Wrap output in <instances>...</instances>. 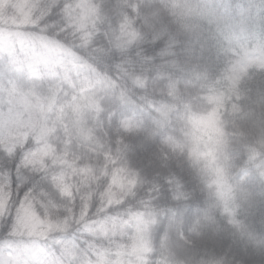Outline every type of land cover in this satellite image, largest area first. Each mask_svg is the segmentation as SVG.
Returning <instances> with one entry per match:
<instances>
[{
	"label": "trees",
	"instance_id": "16d2710c",
	"mask_svg": "<svg viewBox=\"0 0 264 264\" xmlns=\"http://www.w3.org/2000/svg\"><path fill=\"white\" fill-rule=\"evenodd\" d=\"M81 3L72 14L96 40L86 50L125 59L110 76L97 74L94 91L57 108L68 146L57 187L68 198L80 192L89 201H129L132 214L89 222L83 231L98 242L82 248V239L72 240L76 225L66 226L64 202L37 193L36 208L53 219L42 220L28 201L14 236L0 234V264L8 252L30 250L29 264H264V0ZM31 23L29 0H0L1 32L39 38L18 31ZM140 45L158 50L154 71L131 70L129 50ZM8 60L0 47V82L28 91L33 82L9 70ZM122 75L127 88L116 86ZM112 108L120 119L109 127ZM209 115L216 126L207 157L194 124ZM25 218L38 224L34 234Z\"/></svg>",
	"mask_w": 264,
	"mask_h": 264
},
{
	"label": "snow or ice",
	"instance_id": "6c2138e0",
	"mask_svg": "<svg viewBox=\"0 0 264 264\" xmlns=\"http://www.w3.org/2000/svg\"><path fill=\"white\" fill-rule=\"evenodd\" d=\"M29 3L32 23L21 26L18 31L35 33L40 45L22 49L21 53L8 50L6 67L25 74L33 86L24 91L14 81L10 80L7 86L0 82V199L6 200L0 211V234L6 238L14 236L20 211L28 201L33 202V208L42 220L53 219L36 208L35 196L39 193L50 197L49 203L64 202L66 226L71 228L75 224V231L79 233V237L73 235L72 240L79 242L82 239L80 246L84 248L98 242L83 231L85 225L91 222L95 227L122 220L132 214V208L129 201L112 205L103 199L89 201L85 193L74 192L71 198L60 194L57 178L66 171L61 162L66 159L68 146L56 119L57 108L71 104L81 93L94 91L97 74L110 76L112 67L125 57L114 50L106 55H95L86 50L91 49L96 40L84 35L88 29L82 27L72 14L74 9L83 6L81 0H57L42 5L29 0ZM105 36L110 46L111 37L107 32ZM133 52L135 54L131 55ZM129 54L128 63L133 72L156 69L159 52L155 46L140 45L130 49ZM2 76L0 72V79ZM39 81L45 82L47 87L39 88L35 83ZM116 86L127 88V76L117 79ZM119 119L116 108L110 109L109 127ZM33 159L37 160L35 165ZM77 213L83 215L82 220Z\"/></svg>",
	"mask_w": 264,
	"mask_h": 264
},
{
	"label": "rangeland",
	"instance_id": "374dc122",
	"mask_svg": "<svg viewBox=\"0 0 264 264\" xmlns=\"http://www.w3.org/2000/svg\"><path fill=\"white\" fill-rule=\"evenodd\" d=\"M39 45H40L39 38H32L31 36H27L17 32L0 31V47L3 51L8 52V50H12L15 52V50L18 49V51L21 53L22 49H29L30 47L35 48L38 47ZM255 50L258 51L257 49ZM96 83H101L99 78L96 79L95 85ZM81 104L82 105L88 104L85 100V97L81 99ZM194 126L197 132L196 137L199 140V143H201L204 153L206 154L207 157H210L211 154L209 153L211 151V147L208 146L209 144L208 142L210 141L211 134L213 133L216 126L214 115H209L207 117L200 118L199 120L196 121V124H194ZM221 195L224 201H226L227 192L225 191L224 187H221ZM24 222L26 223L25 225L29 230L28 234L30 235L34 234L35 229L38 227V224L35 223L33 220H31V218H25ZM7 254H8V259L3 264H29L33 260H35V253L32 250L18 254L8 252ZM44 263L51 264L50 261L48 262L44 261Z\"/></svg>",
	"mask_w": 264,
	"mask_h": 264
}]
</instances>
